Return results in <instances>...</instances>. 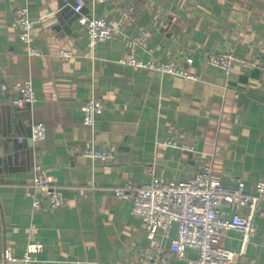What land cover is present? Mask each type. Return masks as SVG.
I'll return each instance as SVG.
<instances>
[{
	"label": "crops",
	"instance_id": "1",
	"mask_svg": "<svg viewBox=\"0 0 264 264\" xmlns=\"http://www.w3.org/2000/svg\"><path fill=\"white\" fill-rule=\"evenodd\" d=\"M76 1L84 5L81 13ZM131 6L133 19L124 20ZM17 7H26L34 23L38 58L30 59L19 39ZM89 14L114 29L94 59L87 57L83 22ZM141 32L147 45L134 47ZM131 52L176 64L198 80L122 64ZM226 52L264 56V0H0V264H21L5 261L7 248L21 258L31 245L38 248L33 264H152L162 257L186 264L170 251L176 227L170 238L147 231L113 190L126 181H185L203 172L220 175L228 187L242 182L249 195L264 182V71L235 65L225 74L204 60ZM28 79L35 102L18 108L15 85ZM91 97L105 108L90 129L81 109ZM34 122L47 129L37 146L29 138ZM173 137L188 149L167 145ZM90 147L114 148L116 162L85 159ZM34 165L42 166L50 187L62 190L64 205L32 209L35 197L47 198L34 194ZM236 212L246 214L226 206L221 216ZM241 241L231 230L220 246L238 252ZM186 257L198 252L187 250ZM238 264H264V216L256 217Z\"/></svg>",
	"mask_w": 264,
	"mask_h": 264
},
{
	"label": "built area",
	"instance_id": "2",
	"mask_svg": "<svg viewBox=\"0 0 264 264\" xmlns=\"http://www.w3.org/2000/svg\"><path fill=\"white\" fill-rule=\"evenodd\" d=\"M66 1V0H65ZM93 4H102L109 0H92ZM84 5L76 1L74 10L83 11ZM135 13L134 6L124 15V20L131 21ZM25 7H19L14 12V26L18 30L21 42L27 45L28 55L32 58L39 56L40 51L33 45L34 23ZM83 22L87 31V57L96 58L97 46L111 40L114 29L107 20L92 14L84 15ZM20 32V33H19ZM147 34L141 32L131 40L134 47L144 48L147 45ZM63 57L70 53L62 52ZM209 65L221 69L225 74L235 66L246 69H261L264 71V56L246 59L239 58L231 52L212 53L204 58ZM122 64L135 66L141 69L152 70L159 74H171L177 77L197 81L198 77L173 63H164L154 59L139 60L134 52L129 53L120 60ZM193 59H187L189 65ZM15 89L18 97L12 103L18 108L32 106L35 102V92L30 79L17 83ZM2 90L6 91L4 87ZM104 103L102 100L91 97L82 106L83 124L93 128L95 118L102 113ZM46 126L42 123L33 124L30 130V140L33 145L41 144L46 138ZM211 135V134H210ZM167 145L183 150L188 149L175 137ZM82 157L93 163H113L117 160L116 150L97 149L90 147L82 152ZM152 170V168H150ZM149 170L151 174L153 170ZM34 178L32 188L35 195L46 194V200L35 197L32 209L36 211L55 209L65 204L66 199L61 189L51 188L49 180L42 166H33ZM152 176V174H151ZM113 193L119 200L131 204V213L144 222L147 231L159 230L163 237L170 238L176 227V236L170 243V251L178 259L185 260L186 264H238V260L246 252L251 236L255 232V219L264 216V182H257L253 195L246 193L244 183L234 187L223 184L222 177L212 172H203L185 181L164 182L153 177L149 183L138 184L126 181L115 186ZM226 206L246 210V214L234 213L231 218L221 216ZM237 231L242 235L241 248L238 252L220 246L225 232ZM37 246H28L21 258H14L11 249L6 250V259L10 262L21 261L23 264H33V253ZM187 250H196L198 257H186ZM157 262V261H156ZM152 264H168L169 259L162 257Z\"/></svg>",
	"mask_w": 264,
	"mask_h": 264
},
{
	"label": "rangeland",
	"instance_id": "3",
	"mask_svg": "<svg viewBox=\"0 0 264 264\" xmlns=\"http://www.w3.org/2000/svg\"><path fill=\"white\" fill-rule=\"evenodd\" d=\"M17 8H19V7H17ZM17 8H15L14 9V12H15V10L17 9ZM26 8V7H25ZM129 11V9L127 10V12ZM127 12H125L124 14H123V18H124V15L127 13ZM27 15V14H26ZM28 16V15H27ZM20 33V32H19ZM25 46H26V55L30 58V59H34V58H38L40 55H41V53H40V55L39 56H36V57H34V58H32V57H30L29 55H28V48H27V45L25 44ZM60 56L61 57H63L62 56V53L60 54ZM248 70H250V69H248ZM253 70V69H252ZM4 87H6L7 88V90H8V87L4 84V85H2V88H4ZM36 98V97H35ZM29 107V106H28ZM104 108H105V106H104ZM103 111H104V109H103ZM102 111V112H103ZM102 114V113H101ZM100 115V114H99ZM98 115V116H99ZM97 117V116H96ZM95 121H96V118H95ZM36 122H34L33 124H35ZM95 123V122H94ZM33 124L31 125V127H30V130H31V128H32V126H33ZM101 150H104V149H101ZM116 162V161H115ZM93 163V162H92ZM98 163H100V162H98ZM37 212V211H36ZM35 252V251H34ZM6 257V256H5ZM5 261H7V259L5 258ZM7 262H10V261H7ZM17 262H20V263H22L21 261H17ZM23 264V263H22Z\"/></svg>",
	"mask_w": 264,
	"mask_h": 264
},
{
	"label": "trees",
	"instance_id": "4",
	"mask_svg": "<svg viewBox=\"0 0 264 264\" xmlns=\"http://www.w3.org/2000/svg\"><path fill=\"white\" fill-rule=\"evenodd\" d=\"M27 108V107H26ZM29 138H30V136H29ZM100 163H102V162H100ZM52 188V187H51ZM34 200V199H33ZM33 200H32V203H33ZM31 207H32V204H31ZM44 210H46V209H44ZM34 263V262H33ZM22 264V263H21Z\"/></svg>",
	"mask_w": 264,
	"mask_h": 264
}]
</instances>
